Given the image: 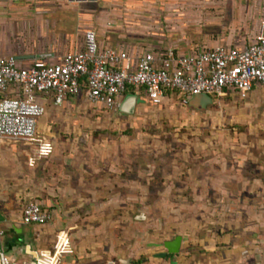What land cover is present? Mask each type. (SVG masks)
<instances>
[{"label":"crops","instance_id":"1","mask_svg":"<svg viewBox=\"0 0 264 264\" xmlns=\"http://www.w3.org/2000/svg\"><path fill=\"white\" fill-rule=\"evenodd\" d=\"M256 2L255 8L244 10L245 37L230 46L243 47L262 30L264 0ZM97 3L87 0H0V56H14L20 66H27L35 59L55 62L66 53L82 50L84 32L88 29L95 31L100 47H119L135 54L144 50L162 52L167 48L181 53L202 49L187 45L179 47V41L166 40L153 28H134L140 30L137 34L125 30L117 22L116 17L120 15L117 9L100 8L102 5L98 7ZM140 33L147 34L142 36ZM154 39H158L157 43L151 41ZM251 90L228 92L240 96L249 92L253 97L264 96L260 84ZM134 93L142 94V98L148 100L142 89ZM199 95L192 96L189 101L196 97L195 106L200 107ZM36 100L45 107V113L37 121L38 137L50 151L40 154L38 142L0 139V250L12 261L55 258L58 264H189L191 258L184 253V234L193 231L194 220L204 221L205 216L222 218L221 226L228 229L229 238L237 219L243 216L252 226L248 237L251 242L247 241L248 245H245L249 249V264H264L263 180L259 186L247 184L232 188L233 191L224 188L225 191L222 187L214 191L211 186L198 187L195 193H203L200 201H188L181 196L179 201L143 202L138 192L141 190L139 177L130 182L123 178V173L117 174L122 161L107 159L105 154L78 151L75 148L77 137H62V132L77 126L75 121L71 126L69 116L83 112L84 105L76 102L87 101L84 90L68 96L62 104L54 103L52 93H39ZM109 168L113 171L111 179ZM210 191L216 192V197L209 201L206 194ZM245 191L259 193V200L252 195L246 196L248 200L242 198ZM237 192L240 193L236 196ZM31 201L51 211L52 220L48 224L22 223V209ZM174 210L176 212H171ZM162 213L167 214L172 224L165 226V236L159 239L157 230L151 232L149 223L153 221L154 224L156 215ZM176 236L181 237L178 252L158 256L166 250L164 242ZM161 239L162 248L158 251L156 244ZM252 240L259 241V246L253 245ZM229 241L212 239L208 242L211 249L227 248V252H232L237 249V243ZM141 255L144 256L142 260Z\"/></svg>","mask_w":264,"mask_h":264},{"label":"rangeland","instance_id":"2","mask_svg":"<svg viewBox=\"0 0 264 264\" xmlns=\"http://www.w3.org/2000/svg\"><path fill=\"white\" fill-rule=\"evenodd\" d=\"M96 3L98 7L102 5L100 8L118 10L117 22L125 30L137 34L153 28L166 40L179 41V47L187 45L195 49L239 43L245 37L244 10L255 8L258 2L96 0ZM250 92L245 96L235 92L199 95L200 107L195 106L196 97L184 104L175 94H169L153 104L138 94L142 102H136L129 112L119 109L122 99L114 108L79 101L76 103L84 105L83 112L71 113L68 119L71 126L74 121L77 126L62 132V137H77L78 151L105 154L107 159L122 161L117 174L123 173V178L130 182L139 177L138 192L143 202L179 201L181 196L188 201H200L203 193H195L198 187L233 191L232 188L247 184L259 186L264 181V96L253 97ZM111 169H108L110 179ZM213 191L206 194L209 201L216 197ZM221 195L225 197L226 193ZM249 195L260 198L259 193L246 191L241 197ZM156 216L149 228L151 232L157 230L160 239L165 236V226L172 221L167 214ZM204 219L194 220L193 231L184 234V253L191 258L189 264H249V249L245 245L251 242L248 237L252 226L246 222L248 219L240 216L233 228L235 233L232 232L235 237L231 233L229 238L228 229L221 226L222 218L205 216ZM218 225L220 228H216ZM212 239H230L229 242L237 243V249L232 252H227V248L211 249L208 241ZM252 243L259 246L257 240ZM156 247L161 250L162 239ZM143 258L141 255L140 260Z\"/></svg>","mask_w":264,"mask_h":264},{"label":"built area","instance_id":"3","mask_svg":"<svg viewBox=\"0 0 264 264\" xmlns=\"http://www.w3.org/2000/svg\"><path fill=\"white\" fill-rule=\"evenodd\" d=\"M96 1V0H87ZM264 86V26L243 47L218 45L198 52L181 53L173 48L141 53L100 47L93 29L84 32V48L62 55L57 61L35 59L20 66L14 56H0V139L38 142L40 154L50 151L38 137L37 121L45 107L39 93H52L55 104L85 91L87 101L114 108L128 87L142 89L153 104L168 94L188 103L196 94L228 91L246 93ZM49 209L28 202L21 212L24 224H48ZM0 264H58L52 260L12 261L0 250Z\"/></svg>","mask_w":264,"mask_h":264},{"label":"water","instance_id":"4","mask_svg":"<svg viewBox=\"0 0 264 264\" xmlns=\"http://www.w3.org/2000/svg\"><path fill=\"white\" fill-rule=\"evenodd\" d=\"M196 95H199V94H196ZM196 95H193V96H196ZM136 102H142V99L139 98L136 93L134 92L125 93L124 96L122 97L121 103L119 105V109L124 112H129ZM0 219H1V216H0ZM180 240H181V237L176 236L173 240L164 242V247L166 248V250L163 252H159L157 255L163 257V256H166L167 254L178 252L179 247H180Z\"/></svg>","mask_w":264,"mask_h":264},{"label":"trees","instance_id":"5","mask_svg":"<svg viewBox=\"0 0 264 264\" xmlns=\"http://www.w3.org/2000/svg\"><path fill=\"white\" fill-rule=\"evenodd\" d=\"M126 92H134V89H133L132 87H128V88L126 89Z\"/></svg>","mask_w":264,"mask_h":264}]
</instances>
